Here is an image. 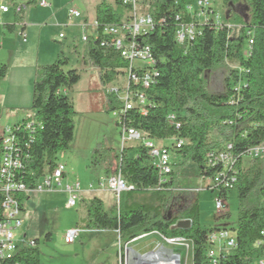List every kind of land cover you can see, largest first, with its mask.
Segmentation results:
<instances>
[{
    "label": "trees",
    "instance_id": "1",
    "mask_svg": "<svg viewBox=\"0 0 264 264\" xmlns=\"http://www.w3.org/2000/svg\"><path fill=\"white\" fill-rule=\"evenodd\" d=\"M38 1L26 0L23 5L26 8ZM196 1L150 0L146 13L152 17L154 28L141 37V42L152 49L158 75L144 91L143 110L134 107L123 112L116 125L138 130L155 140H182L180 148L173 149L174 142L170 148L183 160L196 164L199 176L205 180L221 170L219 164L206 165L207 154L231 143L238 158L236 180L231 187L209 189L216 194L215 198L224 200L225 210L215 217L222 223L201 226L197 196L175 195L174 172L169 180L160 183L147 149L135 144L120 148L114 156L116 171L132 189L121 192L118 202L108 208L98 196L91 197L82 226H77L82 230L115 231L123 244L152 233L163 238H183L191 242L192 264H211L206 251L207 236L214 230L225 229L235 237L237 246L224 252L218 264H251L255 258L264 256V240L257 245L264 229V156L250 159L245 167L239 161L251 147L264 143V0H250L245 22L236 26L233 35L226 14L221 26L208 18L192 40L178 43L174 38L178 22L193 21L197 25L186 12V7ZM238 1L222 0L227 6ZM210 9L216 11L214 5ZM130 10L131 5L122 0L99 2L94 8L96 35L87 36L81 51L75 43L71 48L74 55H80L84 66L98 69L108 111L119 109L121 103L105 88L126 75L127 62L111 46L110 38L100 32L106 25L119 24ZM21 15H16L17 23L22 22ZM4 27L12 32L14 26ZM249 38L252 44L248 45ZM69 64V58L60 53L52 63L35 69L29 107L33 114L32 129L18 130L28 145L27 160L20 174L30 189L55 164L57 154L70 148L74 138L76 112L65 91L79 81L80 75ZM233 64L237 70L230 67ZM218 68L225 69V73L222 89L216 92L208 87L207 77ZM7 72V65L0 63V79ZM231 97L236 98L233 104L228 102ZM170 114L175 115L179 127L168 122ZM112 151L98 145L92 153L93 168L106 162ZM232 190L237 196L236 222L228 224L227 199ZM27 198L28 194L18 195L22 211ZM182 220H188L189 225L174 227ZM44 238L49 240L50 234ZM123 251L122 245L121 259ZM39 255L37 245L23 247L0 264H40Z\"/></svg>",
    "mask_w": 264,
    "mask_h": 264
},
{
    "label": "rangeland",
    "instance_id": "2",
    "mask_svg": "<svg viewBox=\"0 0 264 264\" xmlns=\"http://www.w3.org/2000/svg\"><path fill=\"white\" fill-rule=\"evenodd\" d=\"M0 1L10 4L9 0ZM21 1L25 2L26 0ZM55 1L58 4L56 9L59 11L56 21L53 19L45 21L43 17L39 16L37 17L38 24H35V26L38 25V29L33 30V36L28 31L25 32L26 42H23L22 38L16 35L14 40L6 41L8 47L11 48L14 45L20 54L32 55L33 52L37 54V51H41L42 65L52 63L57 55L63 53L70 60L69 68L76 69L80 75L79 81L65 91V95L71 101L76 115L74 117V138L71 146L68 150L58 153L55 161L65 167L63 185L50 192H32L28 194V198L23 203L24 224L22 230L27 237L37 239L40 264H119L122 245L127 248L131 247L140 254L157 252L163 249L170 250L172 253L180 255V264H192L191 250L186 252L184 247L167 244L165 239L156 233L138 237L129 243L123 244L114 231L81 230L77 226V224L82 226L83 219L86 216V207L91 197H100L105 208L118 202L107 188L104 191L98 186V181L115 172L116 160L114 156L121 148V137L113 111L107 110L108 104L99 82L98 69L84 66L80 55H74L71 49L72 45L78 42L79 50L81 51L84 44L80 41L82 33L84 35L93 34L94 27L91 26L92 9L89 7L91 9L89 12L83 10L82 0ZM93 1L95 0H91V2ZM103 1L106 3L113 2V0H97V2ZM149 2L150 0H139V11L141 14H147L146 8ZM249 2L250 0H239L233 6H227L223 4L222 0H214L215 10L220 14L222 20L225 19L226 14L229 15L227 21L233 26L231 35L236 32V26L245 22L246 14L249 10ZM35 5H38V3ZM35 5L25 8V13L30 8H37ZM72 8L77 9L79 12L81 9L88 16V24L84 29L78 25L82 21V17L75 19V24L68 23V25H65L67 23V12ZM39 10L41 9L37 8L35 12L43 15L44 12ZM80 13L82 15V12ZM5 17H10V14L5 15ZM1 28L5 34L9 35L3 26ZM59 33L63 34V38H58ZM26 47L30 49L27 50ZM25 50L27 51L25 52ZM8 56H10L9 52L3 48L0 51V58L6 59ZM10 65L11 67L17 66L16 62H12V64L10 62ZM230 67L236 69L237 65L233 64ZM14 70L12 69L11 75L8 76V73L6 74L9 82L15 81ZM23 70L26 76L23 78L24 88L21 91V95L17 96L19 103H21V106L16 109V112H18L17 117L23 114L28 116L31 114L29 107L31 105L30 93L32 88L30 82H28L30 74L27 68ZM224 73L225 69L223 68L215 69L209 73L207 77L208 87L212 91L218 92L222 89ZM126 81V75L122 76L107 85L105 89L113 86L121 92L125 87ZM5 112L6 109L0 106V126L13 122L8 119L12 113L7 114ZM155 142L169 147L174 140L158 139ZM98 145L103 148H112L113 151L106 162L94 169L92 153ZM133 145H135V142H130L126 146ZM172 159L174 162L173 172L175 173L173 185L175 195L191 198L194 195L197 196L198 220L201 226L209 227L217 223L221 224V220L215 219L220 213L215 208L216 194L206 188L208 181L203 180L199 176L197 165L188 159L183 160V158L173 152ZM249 161L250 159L245 158L242 161L243 167L247 166ZM179 162L181 164H178ZM75 182L80 184L79 198L76 201V205L69 208L66 206L67 193L63 187L66 184L71 185ZM93 189H100L103 192L95 194L90 191ZM227 203L230 212L228 224H234L236 222L237 208L235 190L228 193ZM70 228L80 229V234L73 243H65L63 235ZM47 233L50 234L49 240L44 238ZM131 253L133 255L134 252L131 251ZM121 260L123 263L124 256H122ZM126 264H129L127 259Z\"/></svg>",
    "mask_w": 264,
    "mask_h": 264
},
{
    "label": "built area",
    "instance_id": "3",
    "mask_svg": "<svg viewBox=\"0 0 264 264\" xmlns=\"http://www.w3.org/2000/svg\"><path fill=\"white\" fill-rule=\"evenodd\" d=\"M123 3L131 5V10L119 24L106 25L102 27L101 34L110 38L111 46L116 49L120 56L127 62L126 66V84L124 89L120 92L117 88L111 86L106 89L108 93H113L120 101V108L113 111L116 117V122L120 123L121 114L134 107L143 110L146 102L144 91L148 89L154 82L158 75L155 68L156 59L153 55L152 49L149 45L141 42V37L152 31L154 22L149 14H141L139 11V0H122ZM214 0H197L195 4L188 5L186 12L189 13L193 21L178 22L174 32L175 41L183 43L192 40L194 36L200 33V25L203 24L208 18H211L216 26L222 25V18L219 13L212 11L210 6L214 5ZM39 6L45 7L49 5L48 0H39ZM215 6V5H214ZM23 3L19 0H11L10 4L0 1V13H7L12 10L15 15H20L24 11ZM69 20H75L82 17L77 9H69ZM85 24H82L84 29ZM96 35V22L94 23ZM25 41V35L20 34ZM59 38H63L60 33ZM88 35L80 36V41L85 42ZM252 44L249 38L248 45ZM237 70V69H236ZM238 90V87L235 88ZM121 94V96H120ZM237 97V96H235ZM231 97L228 102L233 104L236 98ZM26 121L22 120L13 125L0 126V261L11 259L14 254L23 247H33L37 245L35 239L22 235L21 229L23 226V211L20 207L18 195L29 194L32 192H50L63 184L65 176V167L61 163L55 164L47 168L39 177L37 183L33 188H29L23 181L20 172L23 170L27 154L25 148L28 146L18 134L19 128L22 131L29 132L32 129L33 114H30ZM168 122L179 127V123L175 119L174 114L168 116ZM120 137L121 148L126 147L128 143L135 142V144H142L146 149L149 157L152 160L154 167L158 172L159 182H164L170 179L173 172L172 164V149L170 146L159 145L155 139L146 137L142 132L127 128L121 125ZM183 141L175 140L174 148L181 147ZM242 161L247 159H255L264 156V143L251 147L245 155H242ZM240 158V157H239ZM237 160L232 152V144L227 142L220 149L210 152L206 156V165H221V170L213 177L206 179L208 184L207 189L214 190L219 187H231L232 183L236 180L237 175ZM116 168V167H115ZM205 180V179H203ZM98 186L101 189L109 190L118 200L119 194L124 191L132 189L130 184L124 182L120 174L115 170L104 179L98 181ZM67 193L66 206L71 208L76 205L79 198L80 184L75 182L71 185L66 184L63 187ZM215 208L217 212L225 210L224 200L215 198ZM80 229L70 228L63 235L65 243H73L79 236ZM145 236L141 235L140 237ZM260 239L257 245L264 240V229L260 232ZM167 244L184 247L186 252L192 251L191 242L183 238H164ZM135 240V239H134ZM209 247L206 249L207 257L211 264H218L219 257L224 256V252L235 248V237L225 229H218L210 232L207 236ZM125 249V246H124ZM163 258L166 254L161 252ZM170 259L175 261V256H178L180 264V255L172 253L170 250ZM159 252V251H158ZM124 256V253H123ZM161 256V257H162ZM121 263V258L119 264ZM251 264H264V256H260L251 261Z\"/></svg>",
    "mask_w": 264,
    "mask_h": 264
},
{
    "label": "crops",
    "instance_id": "4",
    "mask_svg": "<svg viewBox=\"0 0 264 264\" xmlns=\"http://www.w3.org/2000/svg\"><path fill=\"white\" fill-rule=\"evenodd\" d=\"M19 2H21L23 4L25 3L21 0H19ZM48 2H49V5L45 6V7L35 5L37 8L41 9L42 12H44V14H43L44 16L40 13L35 12V11H37V8H30V10L28 9L26 11V13H25V10L23 11V13L21 15L22 16V22L21 23H17V21H15L16 15L12 10H10L7 13H0V29H1V31H0V51L3 50V48H4V50L8 51L10 54V56H8L6 59L0 58V63H4L7 65L8 76L11 75L12 69H15L14 74H13L15 81L9 82L8 78H7L8 76H6L2 80H0V106L4 107L6 109L5 113H7V114L12 113V115H10L8 117V119H11L13 122L11 124H6V125H13V124L18 123V122L22 121L23 119H26L27 117H29L28 115H25V114L17 117L18 112H16V109L19 106H21V103H19L17 96L21 95V91L24 88L23 87V83H24L23 78L26 76V73L23 69L27 68L29 70L30 78L28 79V82H30L31 88H32V82H33V78H34L35 69L38 65H42L41 51H37V54H35L33 52L32 55L31 54L25 55L24 53L20 54L17 52V49L14 45L11 48L8 47V43H6V41L14 40L15 35L21 37L20 34L23 33L25 35V41L23 40L22 37L21 38H22L23 42H26L25 32L28 31L31 34V36H33V30L38 29V27H37L38 25L35 26V24H38L37 17H39V16L43 17L45 19V21L46 20L50 21L51 19L56 21V17L59 13L58 9H56L58 4L56 3L55 0H48ZM81 2H82V6H84V8L83 7H81V8H83V10H85L86 12L87 11L89 12V10L92 9V14H93L92 17L93 18H92L91 26L94 27V23H95L94 8H95V5L98 4L99 2H97V0H95L93 2H91V0H82ZM35 6H33V7H35ZM29 7H32V6H29ZM89 7L91 9H89ZM41 10H39V11H41ZM85 11H82L80 9V12H82V19H81L82 21L78 25L81 28H82L83 23L85 24V26L88 24L87 23L88 16L83 13ZM90 13H91V11H90ZM7 14H10V17L6 18L5 15H7ZM66 18H67V23L65 25H68V23L75 24L76 20H69L68 14L66 15ZM6 24H8V25L13 24V26H14L13 31L8 32L9 35L5 34L3 32V29L1 28V26L4 27ZM39 29H41V28L39 27ZM94 34H95V28H94V32L92 35H94ZM58 38H59V36H58ZM75 44H77L79 47L78 42H76ZM26 49L28 50L30 48L26 47ZM27 50H25V52ZM23 52H24V50H23ZM10 62H11V64H12V62H16L17 66L11 67ZM30 94H32V90H31ZM103 190L105 191L106 189H103ZM90 191H92V193H95V194L103 192V191H100V189L99 190L93 189ZM23 224H24V221H23ZM91 231H93V230H91ZM21 233H22V235L27 237L26 233L22 229H21ZM115 234L117 235L116 232H115ZM136 252L133 253L134 257L138 256ZM116 264H118V263H116Z\"/></svg>",
    "mask_w": 264,
    "mask_h": 264
},
{
    "label": "bare ground",
    "instance_id": "5",
    "mask_svg": "<svg viewBox=\"0 0 264 264\" xmlns=\"http://www.w3.org/2000/svg\"><path fill=\"white\" fill-rule=\"evenodd\" d=\"M161 252L166 254V258H163L159 250V252L157 251L146 253V255H144L142 258L140 255L136 256V258L134 259L131 250L127 248L126 259L129 264H176L174 260L169 258L170 254L168 251L165 252L162 250Z\"/></svg>",
    "mask_w": 264,
    "mask_h": 264
},
{
    "label": "water",
    "instance_id": "6",
    "mask_svg": "<svg viewBox=\"0 0 264 264\" xmlns=\"http://www.w3.org/2000/svg\"><path fill=\"white\" fill-rule=\"evenodd\" d=\"M189 225V221L188 220H182V221H179L174 227H178V228H185V227H187ZM129 250H131V251H134V249H132L131 247H129L128 248ZM126 252H127V247H125V250H124V264H126ZM134 252H136V251H134ZM137 253V255L139 256H141V258L144 256V255H146V254H140V253H138V252H136ZM175 261H176V264H179V259H178V256H175Z\"/></svg>",
    "mask_w": 264,
    "mask_h": 264
}]
</instances>
